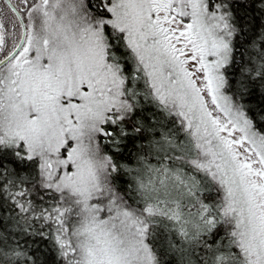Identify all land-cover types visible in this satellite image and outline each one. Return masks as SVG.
<instances>
[{"label": "snow or ice", "instance_id": "snow-or-ice-1", "mask_svg": "<svg viewBox=\"0 0 264 264\" xmlns=\"http://www.w3.org/2000/svg\"><path fill=\"white\" fill-rule=\"evenodd\" d=\"M0 264H264V0H0Z\"/></svg>", "mask_w": 264, "mask_h": 264}]
</instances>
